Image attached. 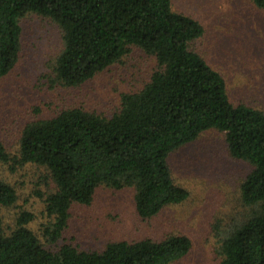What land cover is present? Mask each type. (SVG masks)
<instances>
[{"label": "trees", "instance_id": "16d2710c", "mask_svg": "<svg viewBox=\"0 0 264 264\" xmlns=\"http://www.w3.org/2000/svg\"><path fill=\"white\" fill-rule=\"evenodd\" d=\"M264 9V0H252ZM35 13L62 30L63 50L54 64L56 81L77 87L118 62L131 47L155 59L149 81L123 94L120 109L106 118L81 108L28 123L12 159L0 142V162L44 167L54 184L46 197L53 222L44 229L55 242L73 204L88 205L100 185L131 188L142 219L182 203L188 193L175 185L169 155L215 129L225 134L231 157L251 164L240 186L246 220L219 240L218 264H264V113L233 105L221 75L191 49L201 25L171 9V0H0V80L20 52L19 20ZM14 189L0 181V208L11 206ZM22 213L5 235L0 216V264H171L190 250V241L170 235L160 241L112 242L100 251L63 245L45 249L26 228Z\"/></svg>", "mask_w": 264, "mask_h": 264}, {"label": "rangeland", "instance_id": "374dc122", "mask_svg": "<svg viewBox=\"0 0 264 264\" xmlns=\"http://www.w3.org/2000/svg\"><path fill=\"white\" fill-rule=\"evenodd\" d=\"M171 9L201 25L203 34L191 49L221 75L230 102L264 113V9L252 0H171ZM19 26L18 60L0 80V142L11 159L18 155L28 123L69 108L109 118L120 109L121 96L139 91L156 66L153 57L131 47L118 62L83 84L64 86L54 72L64 47L60 26L35 13L23 16ZM167 162L175 185L188 193L182 203L142 219L131 188L100 185L90 204L71 206L66 228L55 242L44 235L53 222L45 208L46 197L54 190L48 171L35 164L0 162V181L16 195L11 206L0 208L3 233L9 235L19 216L28 213L32 218L26 228L53 252L63 245L100 252L112 242L181 235L189 239L190 250L171 264H218L219 240L253 210L243 204L240 193L252 166L231 157L225 134L215 129L173 151Z\"/></svg>", "mask_w": 264, "mask_h": 264}]
</instances>
